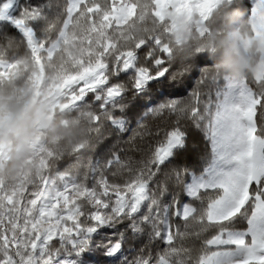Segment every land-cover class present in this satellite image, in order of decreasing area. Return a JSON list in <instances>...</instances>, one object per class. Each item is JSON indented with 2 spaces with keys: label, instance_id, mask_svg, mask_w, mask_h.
Returning <instances> with one entry per match:
<instances>
[{
  "label": "trees",
  "instance_id": "16d2710c",
  "mask_svg": "<svg viewBox=\"0 0 264 264\" xmlns=\"http://www.w3.org/2000/svg\"><path fill=\"white\" fill-rule=\"evenodd\" d=\"M33 2L37 3L35 7L14 11L13 15L23 17L38 41L48 46L60 35L68 15L70 0ZM110 4L111 0H85L71 17L67 28L68 38H73L75 46L81 48L83 58L84 54L89 59L95 56L91 49L100 53L92 60L100 58L104 63L106 83L98 90L87 92L75 107L53 111L54 114L59 113L65 117V124L69 121L80 122L86 131L81 139L60 150L50 147V144H57L56 139L51 142L44 140L43 172L48 175L69 174L78 184L92 183L95 189L100 188L96 183L98 178L105 177L107 185L112 186L124 182L135 173L143 172L148 176L157 158V148L164 142V136L176 131L183 135L180 131L183 128L187 131L182 145L186 152V163L181 166L178 179L174 178L177 173L175 167L165 173V180L170 184L175 200L184 193L185 175L188 177L189 172L200 174L209 163L210 147L205 142L208 139L201 117L205 105L211 101L214 93L223 85L224 77L228 75L222 74L201 49L194 52L186 49L182 54L174 55V44L181 45L182 42H173L168 19L158 21L147 9L143 12L135 9L134 15L120 25H110L107 29L99 27V20L104 13L109 12ZM92 7L97 9H90ZM220 8L241 10L247 23L252 11L250 0L223 1L204 20V31L200 35L211 30L209 22ZM149 14L155 20V27L146 19ZM5 26L11 25L0 21V27ZM144 45L146 48L141 52L139 49ZM163 45L167 47L168 53L160 50L159 46ZM72 52L67 44H62L51 59H46L45 54L39 53L44 74L57 69L73 71L75 67L70 57ZM124 52L134 53V68L145 70L151 78L140 89L136 88L134 71H120L118 56ZM22 58H27V65H22ZM202 58L207 62L201 63ZM32 59L33 53L23 36H8L0 41V60L9 62L13 67L18 64L21 69L24 68L23 74L29 75L33 68ZM160 73L163 75H159ZM164 77H167V83L171 86L166 91L159 87L155 90L149 87L155 80H162ZM243 80L256 98L264 97V82L257 81L254 77ZM113 86L118 87L119 95L112 101L105 102L106 90ZM197 108L199 111L194 112ZM117 119L123 121L121 129L111 123ZM172 129L174 131H170ZM175 158L176 151H173L170 159ZM148 179L151 180V176ZM163 200L167 201L168 197H163ZM250 211L245 209L241 213L239 223L233 231L247 229ZM109 226L119 227V223ZM159 235L160 232L150 227L138 226L131 230L121 228L120 232L109 234L107 241L93 239L92 252L98 248L106 251L109 246L117 244L119 252L123 254L121 257L110 258L105 251L99 253L106 258L107 264H148L149 260L152 264H168L165 257L175 249L166 248L161 252Z\"/></svg>",
  "mask_w": 264,
  "mask_h": 264
},
{
  "label": "snow or ice",
  "instance_id": "6c2138e0",
  "mask_svg": "<svg viewBox=\"0 0 264 264\" xmlns=\"http://www.w3.org/2000/svg\"><path fill=\"white\" fill-rule=\"evenodd\" d=\"M215 2L205 0V10L209 12ZM36 4L33 0L30 3L28 0H6L0 5L3 9L0 21L11 25L0 27V41L8 36L31 40L32 33L23 17L8 13L20 12ZM253 29L257 34L264 33V14L259 16ZM145 48L146 45L139 50L143 52ZM206 62L201 59V63ZM149 78L141 76L137 85ZM149 87L166 91L171 86L164 77ZM198 111V108L194 110ZM262 114L264 97L252 98L246 108L220 127L216 135L233 142L238 167L231 175L202 185L194 195L185 191L173 200L170 184L165 180V173L171 167L177 169L174 178L178 179L179 170L186 163L182 145L187 131L183 128L180 130L183 135L177 132L175 136H164L163 144L157 148L158 158L148 173L151 180L140 172L122 183L104 184L98 190L75 185L57 190L47 178L10 192L0 189V264H44L43 260L36 259L41 246L62 232L87 228L95 234L96 240L107 241L109 234L118 233L121 228L131 230L138 226L160 232L161 252L166 248L175 249L165 257L168 264H264ZM205 142L211 145L210 140ZM173 151H176V158L169 159ZM184 182L189 184L191 179L185 175ZM165 196L167 201L163 200ZM245 209L251 210V230L235 233L233 229ZM142 211L144 215L141 216ZM115 223H119V227L109 226ZM104 251L98 248L95 252L84 253L80 264L90 261L107 264L106 258L99 255Z\"/></svg>",
  "mask_w": 264,
  "mask_h": 264
},
{
  "label": "rangeland",
  "instance_id": "374dc122",
  "mask_svg": "<svg viewBox=\"0 0 264 264\" xmlns=\"http://www.w3.org/2000/svg\"><path fill=\"white\" fill-rule=\"evenodd\" d=\"M84 1L85 0H70L68 15L60 35L48 46L39 42L33 30L25 25L32 33L31 40L25 39V41L28 48L33 53V68L30 70L29 75H26L23 74V71H25L24 68L21 69L17 66L18 64H15L13 67L9 62L0 60V82L19 78L25 81L28 87L34 90L37 95L42 89L45 90L50 99L52 111L55 109L65 111L75 107L83 100L87 92L98 90L104 86L106 83L105 65L100 58L92 60L94 57H98L97 55L100 53L91 49V52L95 53V56L89 59L87 55L84 54L85 58H83L81 48L75 46L72 42L74 41L73 38H68L69 34L67 28L70 25L71 17L75 11L78 10L79 5ZM223 1L230 0H216L214 6L207 12L205 10V0H151L153 7L150 14H153L158 21L168 19L170 22L169 33L172 35L175 29V23L170 17L185 13L191 16L193 12H196L200 16V23L195 30L200 34L204 31V20L208 17L210 12ZM5 2L6 0H3L0 5ZM250 3L252 11L248 18V24L253 29V25L257 22L259 16L264 14V0H250ZM110 6L109 12L101 16L98 23L99 27L107 29L110 25L117 26L122 24L128 17L134 15L135 9L141 8V0L137 2L134 0H111ZM90 9H97V7H92ZM2 11L3 9H0V12ZM14 11L15 10L8 14L13 15ZM175 41L181 42L179 38ZM62 44H67L69 49L73 50L70 57L73 59L71 63L75 67L74 70L67 71L65 69H57L50 74H44L43 62L39 53L45 54L44 57L46 59H51ZM159 48L164 53H168V49L165 45L159 46ZM118 58L120 59L121 72H135L136 88H142L151 80V78H149L146 81H142L139 86L137 85V81L141 76L147 77L148 75L145 70L134 68V53L124 52L119 55ZM23 75H25V77ZM254 78L257 81H261L262 78H264V73L254 76ZM119 92L117 86L107 89L105 93V102H110L115 99L119 95ZM252 98L256 97L252 90L245 84L244 80H235L229 76L224 77L223 85L214 93V97L211 101L205 105V111L201 117L206 137L211 141V145H209V163L200 174L189 172L188 177L191 179V183L184 184V192L187 191L189 195H194L197 189L202 185L218 177L229 176L236 170L238 165L235 160L236 148L233 142L227 138L216 135V133L219 132L220 127L228 124L238 111L246 108ZM111 123L119 129L123 126L122 120H112ZM177 132L178 131L173 132L170 135L175 136ZM36 156L37 171L24 174L12 183L0 182V189H3L5 192H10L21 187L27 188L30 185H35L39 183L42 178H47L57 190L70 188L74 185L82 186L89 190H98L94 188L92 183L87 185L78 184L75 178L69 174L55 173L48 175L43 172L45 167L43 142L38 146ZM96 183L100 185V188L102 185L108 184L105 177L98 178ZM164 218L166 221L167 213H165ZM160 228L162 230L163 226L161 225ZM246 230L250 231V226L247 227ZM234 232L241 233L239 231ZM93 236H95V234L88 231L87 228L83 231L62 232L55 236L54 240H48L45 245L41 246L40 256L36 257V259L43 260L44 264H80L83 254L92 252L93 250L92 244L93 239H95L92 238ZM118 249L119 245L117 244L109 246L105 251L106 255L110 258L115 256L121 257L123 254H121ZM89 264H95V262L90 261Z\"/></svg>",
  "mask_w": 264,
  "mask_h": 264
},
{
  "label": "clouds",
  "instance_id": "9594fccd",
  "mask_svg": "<svg viewBox=\"0 0 264 264\" xmlns=\"http://www.w3.org/2000/svg\"><path fill=\"white\" fill-rule=\"evenodd\" d=\"M151 0H141L140 11H151ZM146 19L155 27L149 14ZM175 23L174 55L186 49L207 53L222 74L243 80L264 73V33L257 34L244 19L241 10L220 8L209 22L211 29L200 35L195 29L200 16L193 12L172 16ZM143 35V33H138ZM186 41V43H185ZM27 65V58H22ZM65 117L53 113L45 90L37 95L22 79L0 82V182L12 183L22 175L37 171V148L44 141L56 139V150L71 146L85 134L80 122L64 123Z\"/></svg>",
  "mask_w": 264,
  "mask_h": 264
},
{
  "label": "crops",
  "instance_id": "0c3cea01",
  "mask_svg": "<svg viewBox=\"0 0 264 264\" xmlns=\"http://www.w3.org/2000/svg\"><path fill=\"white\" fill-rule=\"evenodd\" d=\"M248 227H249V223H248ZM239 232H243V231H239Z\"/></svg>",
  "mask_w": 264,
  "mask_h": 264
}]
</instances>
